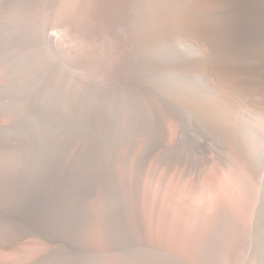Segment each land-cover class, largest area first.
<instances>
[{"label": "bare ground", "instance_id": "6f19581e", "mask_svg": "<svg viewBox=\"0 0 264 264\" xmlns=\"http://www.w3.org/2000/svg\"><path fill=\"white\" fill-rule=\"evenodd\" d=\"M145 4L144 0H0V116L8 121L0 124V160L8 157L11 146L20 151L19 159L25 153V137L15 136L13 131L27 125L26 116L47 120L49 138L56 135L52 127H58V121L78 122L75 129L54 141L56 146L48 151L47 163L29 182L30 197L25 203L20 170H11V190L7 198H2L0 208L1 250L19 256L20 244L36 234L33 232L37 228L49 235V222L62 221L65 234L53 239L61 240L69 255L93 256L98 247H85L83 242L89 236L93 204L106 203L107 180L113 178L115 162L129 158L137 167L150 160V173L160 170L162 185L170 172L190 182L204 173L207 151L213 150H208L210 138L213 140L209 144L214 141L219 149L213 156L216 163H222L225 151L244 160L240 148L244 137L242 115L264 117V0H176L152 20H146ZM54 24L63 26V38L57 39V46L45 34V29ZM37 41L49 44L43 54L51 48L55 59L36 55L42 52L39 50L34 56ZM173 41L180 48L162 57L161 91L146 92L148 82L143 80L142 92L119 93L121 86L135 79L128 68L130 59L135 62L138 56L137 46L170 45ZM62 55L61 64L58 58ZM187 72L201 79V86L190 84L193 88L185 85L187 89L181 90L174 78ZM168 76L173 80L171 95L167 91ZM29 79H38L39 87L36 84L35 92L32 87L26 97L8 90ZM125 96L141 109L124 108L121 112ZM156 100L163 116L153 107ZM189 114L193 116L191 123ZM41 189L46 190L45 196H41ZM115 205L99 211L103 250L111 249L116 242L113 218H119L120 208ZM130 206L134 207L133 201ZM263 206L264 196L252 229L251 249H247L245 239L232 236L226 246V264H264ZM13 207L22 210L20 217L11 215ZM219 211L212 215V221L222 216ZM232 222L237 226L233 218ZM211 228L208 222L202 228L194 250L197 264L205 263L203 251ZM140 243L127 246L123 257L118 255L102 263L74 258L67 264H176V258L159 242L146 238Z\"/></svg>", "mask_w": 264, "mask_h": 264}, {"label": "rangeland", "instance_id": "374dc122", "mask_svg": "<svg viewBox=\"0 0 264 264\" xmlns=\"http://www.w3.org/2000/svg\"><path fill=\"white\" fill-rule=\"evenodd\" d=\"M144 1L146 2L144 7L146 20H152L160 15L162 11L168 9L170 4L175 5L176 0ZM40 8L42 9V7ZM48 27L47 30L45 29V34L46 36H49L48 38L52 37L51 40L53 41V45L55 43L56 45L54 46H57V43L61 41L60 38H63L61 37V32L63 31L61 29L63 26H55L54 24ZM58 35L60 36L57 37ZM53 39H55V42ZM57 39H59V41ZM41 41H37L38 43L35 45L37 50L33 47L36 51L34 56L39 50L42 52H38L36 55L42 53V55H46V58L49 55L50 57L48 58L51 60L55 59V57L53 58L54 54L51 53L52 49L50 46H52V44L49 42V51H51H48V54H43V51H45L43 48H45V46L48 47L49 44H46V42L42 43L43 41ZM41 43L43 44V47H41ZM177 43V41L175 43L173 41L172 44L174 45L158 43L156 45L147 44L145 46H137L136 55L138 56L135 57V62L130 59V65L128 68V73L130 71L135 79L134 81L131 79V83L121 86L122 88L120 87L121 90L119 93H121V91L125 92L126 90L129 92L140 90L142 92L141 85L143 80L148 82L146 87L148 89L146 92L153 91L157 93V91H161L164 78L162 77L159 64L162 61V57L166 56V54L172 55L175 50L180 48ZM39 46L43 50H41ZM178 46L179 48H177ZM183 49V53L186 54L188 50H186L185 46ZM63 57L64 56L62 55L61 58H58L61 64L64 60ZM110 58L107 60L108 64H111ZM170 70L171 69L169 68L168 72ZM186 74H188V76ZM181 76L183 75H175L174 81L183 91L189 88V86L190 89L193 88L192 86L196 87V85V88H198L203 83L201 79H196L188 72L184 74L185 77ZM178 77L180 80L182 78L181 82ZM191 77H194V79H190L188 82L187 78L189 79ZM34 81L37 82L38 79H29V81L25 80V83L21 81L20 85L15 83L8 88V90L15 92V94L12 95H18V97L24 95L23 97H26L27 91L28 94H30L29 91L33 90V92H35L37 87H39V81L37 83ZM172 81V78L168 76L167 91L170 95ZM113 82L117 83V80ZM164 83H166V81ZM185 85L189 86L185 88ZM20 89L21 93H19ZM124 99L125 106H123V109L120 108L121 112L124 111V108L125 111L128 109L129 111L131 109H141V106H139L138 103H135L134 100L129 99L126 96ZM15 103H17L16 105H19L20 102ZM153 107L156 110H159L157 112L158 114L163 116L164 113L160 105L157 104V100L154 102ZM191 116L192 115L190 114L188 116L190 123ZM29 117L26 116L27 119L24 121H27L26 123L27 125L29 124V127L24 123L13 131V135L15 136L19 135V137H25L27 143L25 153L19 159L18 153L20 151L11 146L9 148L8 157L0 160V163L3 164L0 165V208L2 198H7V193L11 190V170L13 168H18L20 170V176H22V179L24 180L21 195H23V202L25 203L27 197H30L29 182L36 174L35 171L47 163L49 159V157H47L48 151H53L52 148L56 146V142L54 141L59 140L62 133H69L72 127L74 128L75 125H78V122L75 120H60L58 121V127H52V129L55 128L57 132L56 135L49 138V135L46 133L50 132V129L46 128L49 124L47 120L43 119L42 121H37L35 118ZM242 118V131L244 133L242 135L244 137L242 136L243 138H241L243 141L241 140L240 148L244 160H240L236 158V156L230 153L228 154L225 151L224 153L222 152L224 157L222 163H216L214 159L216 157L213 156L214 153H216L215 156L219 153V149L214 145V141V144H209V140H213L210 138L207 140L208 146L210 145L208 150H213L207 151L208 165H206L207 167L204 173L199 175L193 182H190L186 178H175L173 177L172 172H170L164 179L162 185H160V170H157L155 172L156 174H151L150 169L152 168V164L150 163V160L138 164L137 167L133 166V164L131 165L129 158H126L125 162H115L112 165L113 178L107 180L109 181L110 186H108L105 198L106 203L99 202L98 204H93L95 208L92 209L95 214L93 215V211L91 212L89 217V236H87L83 242L85 247H98L93 256L91 254L86 256H73L65 252L63 242L61 240L53 239L55 236L60 239V236L63 237L65 234L63 230V222L59 221L49 222V224L52 225L49 235L45 233L44 230L42 231V229L37 228L33 232L36 234L25 238L19 246V256L0 249V262L3 264H67L74 258L79 260L85 258L86 260L89 259L90 262L94 261L95 263H102V261L110 260L112 257L114 258L118 255L123 257L127 251V246L129 248L131 244H141L140 242L147 238V240L152 243L158 244L159 242V244L164 246V249L168 253L171 252L177 260L176 264H197L194 258V250L200 240L199 237L201 236L202 228L207 222L212 227V233L207 240L206 251H203L202 262L205 261L204 264H226V260L224 259L226 255V246L230 243V240L233 239L232 236H235L234 238L241 237L243 240L245 239L244 241L247 242V244L245 243L247 249L250 250L254 238L252 229L260 206V199L264 196V117H260L259 115L256 116L254 114L247 115L244 113ZM28 119H30V122ZM6 122L8 123L6 117L1 115L0 124H5ZM168 125L169 123L167 122V126ZM156 127L158 129L160 127L158 126V122ZM11 133L12 132H10V134ZM216 151H218V153ZM225 155L227 156V159ZM131 168H133L134 171H132L133 169ZM130 181H133L132 186L130 185ZM2 182L4 183V187L2 186ZM40 192L41 196H45V189H41ZM131 197L133 199L134 207H129V203L132 202L130 201ZM114 204H116L115 206L119 205L120 208L119 218L117 220L116 218H113V224L116 230V242L111 249L103 250L101 248L103 240L101 238L102 232L100 226L102 221L100 219L99 211L107 205L108 207H113ZM19 209L20 208L13 207L10 212L11 215L15 216L19 214L20 217V212L22 210L19 212ZM217 210H220L219 212L220 214L222 213V216L219 217L218 220L212 221L211 217ZM231 217L235 220L237 226L233 224ZM22 220L25 221V219ZM0 229H2L1 220ZM92 232L94 233L93 236L91 234ZM47 236L48 238L45 239ZM61 252L63 255H61Z\"/></svg>", "mask_w": 264, "mask_h": 264}]
</instances>
